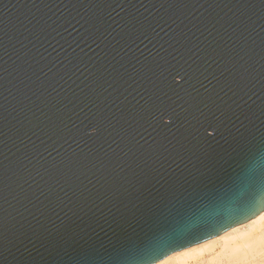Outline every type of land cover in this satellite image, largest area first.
<instances>
[{
    "label": "water",
    "instance_id": "water-1",
    "mask_svg": "<svg viewBox=\"0 0 264 264\" xmlns=\"http://www.w3.org/2000/svg\"><path fill=\"white\" fill-rule=\"evenodd\" d=\"M96 2L105 5L104 23L89 38L93 10L79 5ZM237 2L0 0V163L7 169L0 205L9 227L26 233L11 246L7 264H70L48 237L78 211L81 194L91 198L92 211L107 212L106 179L126 183L156 141L171 149L180 133L154 123L149 112L137 113L147 104L154 111L160 99L177 111L188 107L170 87L176 69L188 73L186 86L209 105L200 104L209 118L220 115L225 101L237 113V105L255 112L254 136L230 148L205 178L214 195H204L201 185L196 203L162 229L110 254L131 261L151 240L145 264H154L264 210V9L234 7ZM130 17L151 26L149 38L121 39ZM142 64L150 66L146 74H138ZM241 74L246 80L237 86ZM232 123L240 126L234 116ZM93 125L99 131L86 135Z\"/></svg>",
    "mask_w": 264,
    "mask_h": 264
},
{
    "label": "snow or ice",
    "instance_id": "snow-or-ice-1",
    "mask_svg": "<svg viewBox=\"0 0 264 264\" xmlns=\"http://www.w3.org/2000/svg\"><path fill=\"white\" fill-rule=\"evenodd\" d=\"M79 6L93 10L86 21L90 28H86L85 32L88 33L89 38L96 36L104 23L100 10L105 9V5L96 2ZM164 6L161 4V7ZM180 6L175 3L168 4V7ZM233 6L242 9L257 7L264 9V0H259V3L256 0H238ZM149 27L151 26L146 27L135 17H130L121 26L119 35L126 43L134 44L141 37L149 38ZM153 59L155 60V57ZM148 70L150 66L142 64L138 74H146ZM165 71L169 70L165 69ZM160 75L163 76L164 73ZM245 80L246 77L241 74L235 83L239 86ZM186 85H189L188 73L176 69L170 87L180 99L184 100L188 105L187 108L181 106V110L177 111L171 104L160 99L154 111L153 105L147 104L137 113L138 117H143L145 112H149L154 123L163 125L169 130L175 128L180 133L175 137L176 143L171 149L162 141H156L150 146L143 167L137 165L140 171L126 183H120L113 178L106 179V190L102 194L101 203L104 204L107 212L99 208L97 211H92L89 207L91 198L83 197L81 194L82 199L76 204L78 211L56 226L54 233H49L50 246L53 249H63L65 255L69 257L70 264H145L154 250L151 240L142 250V254L131 261L113 257L110 249L122 247L131 240H143L150 232L155 233L162 229L170 216L178 215L185 207H191L196 203V196L202 191L201 185L207 188L204 195H214L213 188L208 187L205 178L216 169L220 159L230 148L235 151V146L242 140L254 136V130L250 125L254 124L255 112L237 105L240 109L237 113L232 105L225 101V107L220 115L213 114V118H209L200 104H203L204 108H208L209 105L204 100L197 101L190 86ZM208 99L212 100L211 97ZM212 103L215 101L212 100ZM233 116L240 121V126L237 127L232 123ZM245 121H248V124H245ZM192 130L195 131V135ZM98 131L99 127L93 125L86 135ZM260 139L264 142V133L260 135ZM164 152L168 155L162 162L161 157ZM168 159H171L172 163L165 167ZM172 164H175L174 168ZM6 174V166L0 163V200L6 199L7 184L3 179ZM91 203L95 204V201L91 200ZM9 224L7 210L0 205V264H7V253L10 252L11 246L16 241H22L26 235L24 232L14 231ZM101 233L103 236L100 235ZM33 234H36L35 231ZM24 264H27V261Z\"/></svg>",
    "mask_w": 264,
    "mask_h": 264
},
{
    "label": "bare ground",
    "instance_id": "bare-ground-1",
    "mask_svg": "<svg viewBox=\"0 0 264 264\" xmlns=\"http://www.w3.org/2000/svg\"><path fill=\"white\" fill-rule=\"evenodd\" d=\"M264 210L218 236L173 252L154 264H231L242 259L251 241L264 232Z\"/></svg>",
    "mask_w": 264,
    "mask_h": 264
},
{
    "label": "clouds",
    "instance_id": "clouds-1",
    "mask_svg": "<svg viewBox=\"0 0 264 264\" xmlns=\"http://www.w3.org/2000/svg\"><path fill=\"white\" fill-rule=\"evenodd\" d=\"M261 222H264V215L260 217ZM231 264H264V232H260L248 246V251L245 256Z\"/></svg>",
    "mask_w": 264,
    "mask_h": 264
}]
</instances>
